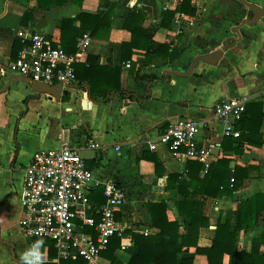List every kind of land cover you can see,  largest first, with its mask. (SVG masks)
<instances>
[{
	"label": "crops",
	"instance_id": "1",
	"mask_svg": "<svg viewBox=\"0 0 264 264\" xmlns=\"http://www.w3.org/2000/svg\"><path fill=\"white\" fill-rule=\"evenodd\" d=\"M64 20L74 21L62 29ZM26 31L48 35L70 54L90 34L91 46L75 66L77 79L63 89L60 101L35 92L14 66L22 47L18 37ZM222 48L226 51L217 63L200 61L189 73L197 56ZM148 75L159 78L151 81ZM90 77L94 84L119 82L128 95L93 90ZM242 95L256 98L237 124L241 136H224L213 108ZM183 117L206 121L198 142L214 143L211 164L229 160L228 177L238 175L242 183L232 196L205 200L209 226L201 230L198 245L209 249L222 216L235 229L239 201L264 195V0H208L199 11L190 0H0V264H24L22 256L38 241L44 242L40 264H85L59 259L51 240L31 238L19 224L26 168L34 153L63 144L80 147L102 183L116 182L127 191L117 219L128 249L113 259L101 254L98 264H129L138 253L134 235L146 230L147 237L160 234L151 203L168 202L169 220L189 233L190 223L181 218L167 186L174 175L176 185L189 187L190 171L199 172L190 169L195 160L176 156L162 144L150 148L170 123ZM91 139L103 149L87 148ZM208 169L202 167L200 178ZM90 198L97 207L106 203L103 184ZM255 239L264 241V211L255 228L237 233V249L251 253ZM187 255L194 264H208L196 248Z\"/></svg>",
	"mask_w": 264,
	"mask_h": 264
},
{
	"label": "built area",
	"instance_id": "2",
	"mask_svg": "<svg viewBox=\"0 0 264 264\" xmlns=\"http://www.w3.org/2000/svg\"><path fill=\"white\" fill-rule=\"evenodd\" d=\"M190 1L199 11L205 8L208 0ZM180 19L178 15L177 21ZM20 37L22 47L14 62L18 74L31 81L70 89L77 79L75 66L80 62V55L91 46L90 34L83 35L75 54L66 52L60 43L41 32L26 31ZM255 98L253 95H242L221 100L214 106L213 114L223 124L224 136H241L237 124L243 119L247 105ZM205 122L180 118L170 123L150 148L156 150L157 145L162 144L176 156L185 155L189 160L210 167L216 156V145L197 140ZM86 147L103 149L94 139L89 140ZM102 184L107 201L102 207H97L90 197L94 189ZM126 202L127 191L121 184L111 181L102 183L87 167L80 147L63 144L56 149H40L34 153L26 168L19 224L22 232L29 237L51 240L58 249L59 259L98 264L102 252L114 237L120 238L121 250L128 249L123 242L125 229L117 219ZM87 229H92L94 233ZM145 235H149V230L145 231Z\"/></svg>",
	"mask_w": 264,
	"mask_h": 264
},
{
	"label": "trees",
	"instance_id": "3",
	"mask_svg": "<svg viewBox=\"0 0 264 264\" xmlns=\"http://www.w3.org/2000/svg\"><path fill=\"white\" fill-rule=\"evenodd\" d=\"M73 21L64 20L61 24L62 29H64V26L73 23ZM63 37L65 36L63 35ZM18 38L21 39L20 36ZM91 59L92 56L89 61ZM145 78L154 81L159 77L148 75ZM136 79L140 81L141 77L137 74ZM90 83L93 90H99V87H102L101 91L105 95L113 91L120 92L125 96L128 95L121 90L119 82L114 86H110L114 84L112 80L94 84L92 83V77H90ZM228 166L229 160H219L211 164L206 175L200 178L198 173L203 164L198 161L193 162L190 169L194 168L199 172L193 173L190 171L191 184L189 187L176 185L178 176H171L167 190L173 193L172 200L176 203L181 218L190 223V231L184 233L181 224L169 220L168 202L149 204L148 208L152 214L153 225L159 228L161 232L154 237H147L142 234L134 235L138 253L132 257L129 264H194V258L187 255L190 248H196L197 254L206 255L208 264H225L224 258L226 255L229 256L228 264H264V254L260 252L264 242L263 239L254 240L251 253L238 250L236 246L239 231L249 230L258 225L264 211V195H255L240 200L235 229H232V222L222 216L218 222L212 247L203 249L198 245L201 230L209 226V218L203 213L205 200L219 195L232 196L233 191L238 190L242 184L238 175H235V181L231 182L228 177ZM120 242V238L114 237L107 249L102 252V256L108 259L121 257L123 253Z\"/></svg>",
	"mask_w": 264,
	"mask_h": 264
},
{
	"label": "water",
	"instance_id": "4",
	"mask_svg": "<svg viewBox=\"0 0 264 264\" xmlns=\"http://www.w3.org/2000/svg\"><path fill=\"white\" fill-rule=\"evenodd\" d=\"M225 51H226V48H222L210 54L197 56L196 59L194 60V63L190 67L189 73L193 71L195 66H197L200 61L208 62L212 64L217 63V61L223 57ZM25 80L31 84V87L35 92L49 94L50 96L54 97L57 101L61 100V97L63 94L62 85H48V84H44L41 82L31 81L28 78H25ZM0 238H1V227H0Z\"/></svg>",
	"mask_w": 264,
	"mask_h": 264
},
{
	"label": "clouds",
	"instance_id": "5",
	"mask_svg": "<svg viewBox=\"0 0 264 264\" xmlns=\"http://www.w3.org/2000/svg\"><path fill=\"white\" fill-rule=\"evenodd\" d=\"M43 243V241L34 243L32 247L22 256L24 264H40L42 258L40 256L39 249Z\"/></svg>",
	"mask_w": 264,
	"mask_h": 264
}]
</instances>
